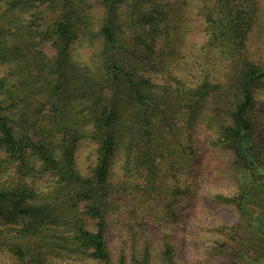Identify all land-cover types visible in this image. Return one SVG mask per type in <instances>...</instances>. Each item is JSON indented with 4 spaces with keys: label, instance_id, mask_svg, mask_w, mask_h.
<instances>
[{
    "label": "trees",
    "instance_id": "1",
    "mask_svg": "<svg viewBox=\"0 0 264 264\" xmlns=\"http://www.w3.org/2000/svg\"><path fill=\"white\" fill-rule=\"evenodd\" d=\"M254 31L264 0H0V264H264Z\"/></svg>",
    "mask_w": 264,
    "mask_h": 264
},
{
    "label": "rangeland",
    "instance_id": "2",
    "mask_svg": "<svg viewBox=\"0 0 264 264\" xmlns=\"http://www.w3.org/2000/svg\"><path fill=\"white\" fill-rule=\"evenodd\" d=\"M101 7H96L95 12H100ZM188 22H190V31L187 34V43L185 47L183 48L184 52L187 53L186 61H189L191 63V67L193 68L192 72L196 73V70H199V62H198V56L200 53L201 45L203 44L205 40V35L203 32V22L200 17H198L195 12L193 11L191 14L188 15ZM249 44L251 48L264 55V36L262 34L258 33L257 31H254L249 36ZM44 50L51 54L52 50L49 47L48 44L43 45ZM92 49L88 46H83L76 49L75 53L78 55H82L83 57H87L88 54H90ZM6 70L5 65H0V76L3 74V72ZM157 80H160V76L157 77ZM262 121L264 123V104L262 107ZM261 141L264 145V124L261 126ZM93 144L90 142H87L79 151V159L80 164L83 169H87V166L92 164V161L94 160L93 155ZM201 148L204 151V155L201 156L200 168L202 170L203 174V180L200 181L201 185L199 192H201L204 185H206L210 181H219L222 182L220 179V176H218L216 172V168L218 167V162L215 158V156L212 153V150L208 143L201 142ZM216 183V182H215ZM204 206V205H203ZM204 214L207 212H214L216 211V205L214 202H209L207 205L204 206ZM203 214V215H204ZM206 217V216H205ZM11 258L10 254L5 250H0V260L1 261H7Z\"/></svg>",
    "mask_w": 264,
    "mask_h": 264
}]
</instances>
